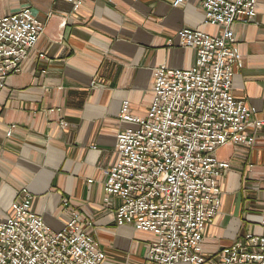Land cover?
I'll return each mask as SVG.
<instances>
[{
    "label": "crops",
    "instance_id": "0c3cea01",
    "mask_svg": "<svg viewBox=\"0 0 264 264\" xmlns=\"http://www.w3.org/2000/svg\"><path fill=\"white\" fill-rule=\"evenodd\" d=\"M0 0V19L29 9L43 33L0 90V206L31 196V210L53 230L72 213L105 254L102 264H145L151 233L118 226L117 201L106 200L104 172L116 161L124 103L132 116L146 117L154 70H187L191 48L177 38L183 29L215 34L203 24L197 0ZM240 61L232 94L264 119V0L252 23L233 28ZM230 166L218 179L220 209L204 231L205 252L262 234L264 212V126L253 145L226 144L216 154Z\"/></svg>",
    "mask_w": 264,
    "mask_h": 264
},
{
    "label": "built area",
    "instance_id": "2783aa9c",
    "mask_svg": "<svg viewBox=\"0 0 264 264\" xmlns=\"http://www.w3.org/2000/svg\"><path fill=\"white\" fill-rule=\"evenodd\" d=\"M197 1L203 24L217 32H178L179 45L194 50V64L154 70L146 117L132 116L123 104L119 119L132 126L116 135V161L104 172L106 200L117 201L116 225L154 235L145 264H264V233H249L215 253L205 252L204 238L220 209L218 179L230 168L217 151L226 144L252 146L264 126L257 111L232 94L240 61L233 28L255 20L258 0ZM43 30L29 9L0 19V90L20 72ZM22 197L0 206V264H102L105 254L85 230L91 223L74 212L53 231L31 210L27 191ZM259 227L264 231V212Z\"/></svg>",
    "mask_w": 264,
    "mask_h": 264
}]
</instances>
